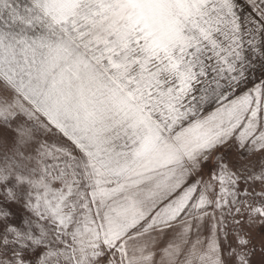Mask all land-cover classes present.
I'll list each match as a JSON object with an SVG mask.
<instances>
[{
    "label": "snow or ice",
    "instance_id": "6c2138e0",
    "mask_svg": "<svg viewBox=\"0 0 264 264\" xmlns=\"http://www.w3.org/2000/svg\"><path fill=\"white\" fill-rule=\"evenodd\" d=\"M0 264H264V0H0Z\"/></svg>",
    "mask_w": 264,
    "mask_h": 264
}]
</instances>
